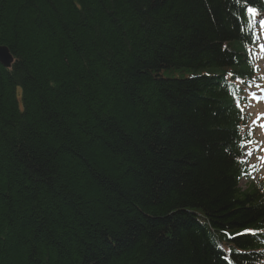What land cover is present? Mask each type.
Segmentation results:
<instances>
[{"label": "trees", "instance_id": "obj_1", "mask_svg": "<svg viewBox=\"0 0 264 264\" xmlns=\"http://www.w3.org/2000/svg\"><path fill=\"white\" fill-rule=\"evenodd\" d=\"M247 7L0 0V264H264Z\"/></svg>", "mask_w": 264, "mask_h": 264}, {"label": "rangeland", "instance_id": "obj_2", "mask_svg": "<svg viewBox=\"0 0 264 264\" xmlns=\"http://www.w3.org/2000/svg\"><path fill=\"white\" fill-rule=\"evenodd\" d=\"M261 36L264 37V28L262 27H261ZM259 44L260 47H264V39ZM259 53L261 55L259 56L258 59L259 62H257V64L262 74H264V54H263L264 52L263 53L259 52ZM260 114H264V101H261L258 105L252 108L253 116ZM259 124L264 125V120H262V122H260ZM256 140L258 142L256 147L252 149V151L254 152L253 155L251 157L245 156L244 160L247 161L246 162L247 166H256V171L253 173V175H259L260 177H264V160L258 159V157H264V127H261L256 131ZM254 179L255 178H253V180ZM239 188L242 191L246 190L248 188V183L244 179H241L239 183Z\"/></svg>", "mask_w": 264, "mask_h": 264}, {"label": "snow or ice", "instance_id": "obj_3", "mask_svg": "<svg viewBox=\"0 0 264 264\" xmlns=\"http://www.w3.org/2000/svg\"><path fill=\"white\" fill-rule=\"evenodd\" d=\"M237 2L239 3L240 0H237ZM246 11H247V14H248V15H250V16H252V17L254 18L253 21H251L250 23H256L255 17H256V15H257V9H255V8H253V7H247V8H246ZM258 23H259L260 27L264 28V19H260V20L258 21ZM229 75H232V74L230 73ZM253 95H255V94H253ZM235 103H236V106H237V107H240V101H239V99H236ZM241 111H243L242 108H241ZM262 127H264V125H262ZM248 143H252V142H251V141H248V142H241L239 146H240L242 149H244V148L247 147V144H248ZM242 155L247 156V157H251V156L253 155V152H252L251 150H249V151L243 152ZM258 159H260V160H264V157H258ZM239 162H240L241 164H243V163H246L247 161L242 159V160H240ZM253 167H254V166H253ZM245 231H251V230H250V229H246Z\"/></svg>", "mask_w": 264, "mask_h": 264}, {"label": "water", "instance_id": "obj_4", "mask_svg": "<svg viewBox=\"0 0 264 264\" xmlns=\"http://www.w3.org/2000/svg\"><path fill=\"white\" fill-rule=\"evenodd\" d=\"M12 56L9 53V50L5 46H0V64L4 68H9L12 64Z\"/></svg>", "mask_w": 264, "mask_h": 264}]
</instances>
